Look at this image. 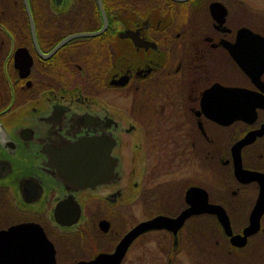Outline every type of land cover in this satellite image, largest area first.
<instances>
[{"label":"flooded vegetation","instance_id":"1","mask_svg":"<svg viewBox=\"0 0 264 264\" xmlns=\"http://www.w3.org/2000/svg\"><path fill=\"white\" fill-rule=\"evenodd\" d=\"M210 99L251 113L220 122ZM101 134L115 176L61 180L60 147ZM189 188L221 216L118 251ZM21 224L24 246L1 233ZM49 243L53 264H264V0H0V264L44 262Z\"/></svg>","mask_w":264,"mask_h":264},{"label":"water","instance_id":"2","mask_svg":"<svg viewBox=\"0 0 264 264\" xmlns=\"http://www.w3.org/2000/svg\"><path fill=\"white\" fill-rule=\"evenodd\" d=\"M27 70V69H26ZM250 73V70H247ZM218 86L214 85L207 90V96L211 97V94L214 90H216ZM221 87V86H220ZM219 88V87H218ZM237 89L233 88H226L224 91H229L231 94L234 93ZM219 93L222 91L221 89L217 90ZM242 93V92H241ZM240 94V92H239ZM233 96V95H232ZM209 97V98H210ZM211 104V116L218 121L224 120V118H233V117H241L245 112H250L249 107L243 104H237L234 102L233 99H230L228 102H219L214 99L209 100ZM251 113V112H250ZM224 122V121H222ZM103 136H99V138L90 137L80 142L75 143H67L69 144L67 148L61 149L57 151L58 155L60 156L59 166H57V176L63 180L64 182H69L74 186L78 187H87V186H94L97 183L105 182L113 178L116 174L114 169L115 164L117 163L116 158H109V150L111 145L114 143L111 139L108 138V141ZM103 141H106L105 145ZM69 142V141H68ZM66 145V144H65ZM85 148V150H83ZM52 161L56 164V157L53 155ZM110 164V165H109ZM109 166V167H108ZM240 166V165H239ZM238 166V167H239ZM256 174L253 173L252 176ZM194 188V187H193ZM197 188V187H196ZM192 188H189L186 195V200L190 203L182 212L175 218L169 217L167 215H156L148 220L142 221L135 226L133 230L127 232L122 240L119 242L118 251L123 253V250L126 248L127 243L130 241L131 237L135 232L141 231L145 228L149 227H161L166 226L171 229H176L179 225V222L183 220L185 216L188 214L198 211V210H208L213 211L221 216V208L217 204H209L207 202V198L205 197V204L204 205H193L191 203V192ZM199 202V201H197ZM58 220H62L59 213H57ZM35 225V224H34ZM36 230L39 233L42 232V228L36 224ZM29 230L28 225H15L6 230H1V233H5L10 236H17L20 233V245L24 246V239L23 235L27 233ZM22 234V235H21ZM18 237V236H17ZM25 241L29 242V239H25ZM38 247H40L39 239L37 240ZM31 246V245H30ZM37 247V248H38ZM36 248V249H37ZM44 249V248H43ZM21 250V249H20ZM5 251V250H4ZM27 253H29L30 249L27 247ZM25 253V254H27ZM29 254L27 255V257ZM45 256L43 261H40L38 256L37 264H53L54 263V248L49 243L47 245V250L44 253ZM114 254H109L108 258L111 259ZM32 257V254H31ZM115 257V256H114ZM41 258V257H40ZM97 259V257L93 260V262ZM108 259V260H109ZM113 259V258H112ZM118 262V261H117ZM31 264V263H29Z\"/></svg>","mask_w":264,"mask_h":264}]
</instances>
